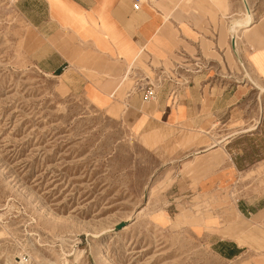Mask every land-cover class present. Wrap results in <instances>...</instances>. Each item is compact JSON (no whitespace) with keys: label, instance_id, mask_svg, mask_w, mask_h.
Returning <instances> with one entry per match:
<instances>
[{"label":"rangeland","instance_id":"rangeland-1","mask_svg":"<svg viewBox=\"0 0 264 264\" xmlns=\"http://www.w3.org/2000/svg\"><path fill=\"white\" fill-rule=\"evenodd\" d=\"M17 1L0 0V264H264V223L244 234L252 244L241 259L219 258L205 240L237 221L239 201L264 195V130L236 143L239 174L223 187L200 192L180 176L172 188L174 172L159 171L163 158L148 147L153 139L126 127L124 103L108 96L100 104L106 110L97 109L36 68L25 40L30 27ZM228 2V11H210L209 2L191 10L213 26L209 49L219 44L228 52L232 81L239 87L246 80L255 95L247 104L257 99L261 106L264 94L246 76L257 82L244 34L237 53L229 52L225 16L232 14L231 22L244 9L241 0ZM248 6L255 24L264 19V0H248ZM159 67L145 55L119 100L155 86ZM171 67L166 63V71ZM256 120L215 129L223 136L257 129L261 118ZM189 167L182 168L185 178Z\"/></svg>","mask_w":264,"mask_h":264},{"label":"crops","instance_id":"crops-1","mask_svg":"<svg viewBox=\"0 0 264 264\" xmlns=\"http://www.w3.org/2000/svg\"><path fill=\"white\" fill-rule=\"evenodd\" d=\"M208 2L210 11H228V0H141L139 10L133 0H18L17 10L30 27L27 50L41 73L100 110H106L100 104L113 95V103L125 104L129 131L153 139L148 147L163 158L159 171L174 172L172 188L182 177L191 189L212 193L239 174L236 143L243 134L264 130V103L253 99L248 105L255 95L246 89V80L239 87L232 81L236 75L228 52H221L218 43L216 51L209 49L213 26L191 10ZM231 15L225 16L228 25ZM244 35L255 80L264 83V19ZM229 49L233 52L230 39ZM205 52L217 57L207 59ZM145 55L160 65L156 99L144 101L138 91L119 100L115 90ZM254 115L261 123L252 131L223 136L215 129L245 118L252 122ZM214 140L222 142L214 145ZM185 165L190 166L187 178L181 173ZM237 210L236 222L205 235L212 253L225 261L249 253L252 243L244 234L264 223V195L257 202L239 201Z\"/></svg>","mask_w":264,"mask_h":264},{"label":"bare ground","instance_id":"bare-ground-1","mask_svg":"<svg viewBox=\"0 0 264 264\" xmlns=\"http://www.w3.org/2000/svg\"><path fill=\"white\" fill-rule=\"evenodd\" d=\"M242 2V7H243V12L240 18L238 19H234L230 22L229 28H228V34H229V39L231 42V49L237 53V48H238V41H239V37L240 34H245L249 31V29L254 25L255 23V15L253 14V12L250 10L249 6H248V0H241ZM239 62L241 63V65H243L241 59L238 57ZM138 61V60H137ZM129 74L130 72L127 71V73L124 75L121 84L117 87V89L115 90V94L121 90V88L125 85V83L127 82V80L129 79ZM246 76H248L249 78L248 81L251 83L252 85L255 86L257 89L259 88V93L260 95L264 94V86L260 85L258 83V81L256 83H254L252 79H250L251 76H249V74L246 72ZM258 86V87H257ZM114 94V96H115ZM110 97H113V95H110ZM261 118V117H260ZM261 123V122H257V125ZM256 129L255 127H250L248 129H245L242 132H248V131H252ZM241 133V132H240ZM239 134V133H236ZM226 139V138H224ZM222 141H215L214 140V145L219 144ZM221 144V143H220ZM212 147V146H211ZM63 256H65V254L63 253ZM63 264H67V261L63 259ZM18 264H25L23 261L20 262Z\"/></svg>","mask_w":264,"mask_h":264},{"label":"built area","instance_id":"built-area-1","mask_svg":"<svg viewBox=\"0 0 264 264\" xmlns=\"http://www.w3.org/2000/svg\"><path fill=\"white\" fill-rule=\"evenodd\" d=\"M134 1V10H139L141 6V0ZM140 93H143L144 101H153L156 99L157 87L154 85L147 86L146 88H140Z\"/></svg>","mask_w":264,"mask_h":264}]
</instances>
